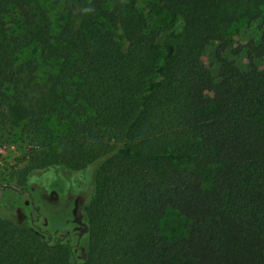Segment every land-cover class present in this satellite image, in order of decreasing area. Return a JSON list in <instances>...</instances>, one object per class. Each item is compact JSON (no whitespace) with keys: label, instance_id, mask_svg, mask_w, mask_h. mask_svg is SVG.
Masks as SVG:
<instances>
[{"label":"trees","instance_id":"obj_1","mask_svg":"<svg viewBox=\"0 0 264 264\" xmlns=\"http://www.w3.org/2000/svg\"><path fill=\"white\" fill-rule=\"evenodd\" d=\"M46 1L0 0V186L31 197H0V264H264V0H157L169 35L136 0H56L57 29ZM240 21L259 38L231 46Z\"/></svg>","mask_w":264,"mask_h":264},{"label":"rangeland","instance_id":"obj_2","mask_svg":"<svg viewBox=\"0 0 264 264\" xmlns=\"http://www.w3.org/2000/svg\"><path fill=\"white\" fill-rule=\"evenodd\" d=\"M157 0H136L138 9L143 11V14L147 16V19L151 26L161 28L166 32V35H169L173 30L177 28V21L171 19V16L168 15L165 12H162L158 5L156 4ZM44 8L47 10L48 16L50 17V20L53 24L54 28H58L59 16L61 13V7L56 0H48L45 3H43ZM263 13L264 18V5L260 7ZM227 37L232 41L231 46H235L236 43H248L251 39L254 41L259 38V33L256 32V28L254 24H249L245 21H240L238 23L233 24L228 32ZM34 56H37L31 49H25L23 50L19 55L18 59L22 62L26 59H32ZM233 60H235L236 65L242 69L245 70L248 68L247 59L245 56H231ZM204 64L206 67L212 72L214 76H216L218 66L214 62V60L208 55V53H205L202 57ZM253 63L257 65L258 67L262 68L264 67V45H261L253 55ZM51 67L49 65L41 64L39 66L38 73L40 76H43L44 74L48 73L50 71ZM50 128H52L56 133H59L61 127L56 121L48 120L47 121ZM22 158L21 151H19V146L17 144H4L0 148V180L3 176V174H6L9 167L15 166L17 159ZM25 163L18 164V167L24 166ZM3 189L0 186V197L4 196L5 198H9L11 200H15L18 204H23L24 202H29L31 197L28 196L26 192H15L14 194L9 195L10 193L3 194ZM92 193V188L88 191L87 195H85L83 198H79L77 200L78 204H82L88 198L90 197ZM34 204L35 205H41L39 200L37 199L36 195L34 196ZM12 207V206H11ZM22 209L18 207L14 211V216L23 218L22 213L20 212ZM85 224V223H83ZM161 227L163 230V233L166 236H177L185 231L186 221L180 217L176 211L169 209L164 213L163 218L161 219ZM81 229L83 226L80 224ZM76 228L77 227H74ZM83 239V238H82ZM79 240V242L82 241ZM82 243V242H81Z\"/></svg>","mask_w":264,"mask_h":264},{"label":"water","instance_id":"obj_3","mask_svg":"<svg viewBox=\"0 0 264 264\" xmlns=\"http://www.w3.org/2000/svg\"><path fill=\"white\" fill-rule=\"evenodd\" d=\"M75 219H76V222L80 223L84 228L85 224H83V222L81 221V216L79 213V206H77V209L75 210ZM81 231H83V229H81Z\"/></svg>","mask_w":264,"mask_h":264}]
</instances>
